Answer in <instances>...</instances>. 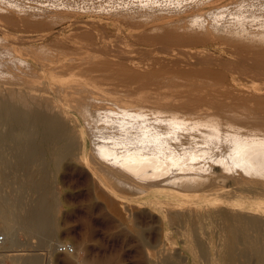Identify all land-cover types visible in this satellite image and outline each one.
Segmentation results:
<instances>
[{
  "label": "bare ground",
  "instance_id": "1",
  "mask_svg": "<svg viewBox=\"0 0 264 264\" xmlns=\"http://www.w3.org/2000/svg\"><path fill=\"white\" fill-rule=\"evenodd\" d=\"M48 4L0 0V124L11 120L0 140L16 142L10 172L0 171V231L12 264H40L32 238L54 221L46 167L73 149L114 196L127 186L196 193L214 167L236 170L232 184L264 181V0L116 1L84 21L59 11L72 21L64 34ZM69 135L80 148L65 147ZM35 153L45 168L33 176ZM240 223L246 246L259 249L253 217Z\"/></svg>",
  "mask_w": 264,
  "mask_h": 264
},
{
  "label": "rangeland",
  "instance_id": "2",
  "mask_svg": "<svg viewBox=\"0 0 264 264\" xmlns=\"http://www.w3.org/2000/svg\"><path fill=\"white\" fill-rule=\"evenodd\" d=\"M43 1L51 5V11L50 9L48 11L53 15L47 13L50 16L48 18H51L53 22L55 20V29L64 34L71 28L72 21L62 18L63 16L60 17L62 14H59V11L72 9L73 11L70 12L76 14L75 20L84 21L87 18H100L102 13L98 11L122 0H86L88 3L84 0L79 2L78 0ZM90 1H93L92 4ZM0 103H2L1 106L3 105L0 107V114H2L7 104L4 103L6 104L4 105L1 101ZM26 116L28 115L23 116L24 121L28 120ZM9 124H11L10 119L0 124V132H6ZM24 133L20 134V137H23ZM67 137L66 148L73 146L75 142H77L75 148H80L74 135ZM15 143V140L10 138L6 141L2 139V142L0 140V157L8 161L1 163L0 171L3 169L2 171L6 173L10 172L9 158L13 157L15 150L12 148ZM74 150L57 157L58 159L54 158L46 167L49 177L47 199L49 201L51 199V203L54 204V221L51 234L38 233L32 238L33 243L39 240L38 246H42L41 249L39 248L40 251H37L41 253L40 264H254V260L257 264L264 258V189H262L264 181L260 174V176L254 175V178L250 175L249 178L252 180H259V183H251V186L232 184L229 175L236 174V170H231V173L228 171V173L214 167L208 174L202 175V182L196 187V193H194L195 190H185L186 193L194 191L193 195L192 193L182 194L183 192H180L182 195H178L176 188L170 187L160 190L147 189L148 187L134 189L127 186L129 190L120 187L115 189L118 195L114 196L92 175V171L83 165V160L80 159L82 158L79 151L81 149ZM90 150L88 155L91 153ZM92 155H90L91 158H94ZM33 156L36 163L30 167V172L35 176L42 172L45 165L43 166L40 161L37 163L36 159H39L37 153ZM91 161L94 160L91 159ZM23 173L18 171L11 175L14 182H10L6 187L8 192L11 191V187L15 190L20 186L15 178ZM209 177H212L213 181L214 177L223 181V188L217 189L213 185L210 186L207 182ZM27 192L26 200L35 197L30 195L31 190ZM249 208L253 210V213L245 210ZM241 214L253 217L257 234H262L259 235L262 241L261 249H259L262 253L259 249L251 250L242 240ZM220 223L223 224V228L219 234H216L215 228ZM18 237L22 241L31 239V235L22 231L18 233ZM61 243L72 245L74 252L59 254L57 247ZM259 253L263 256L260 257ZM230 255L232 261L225 262L224 258ZM250 256L253 258L251 259Z\"/></svg>",
  "mask_w": 264,
  "mask_h": 264
},
{
  "label": "built area",
  "instance_id": "3",
  "mask_svg": "<svg viewBox=\"0 0 264 264\" xmlns=\"http://www.w3.org/2000/svg\"><path fill=\"white\" fill-rule=\"evenodd\" d=\"M8 246V237L5 232L0 231V264H12L11 261L6 258V251ZM59 254H70L74 252V247L69 243H61L57 247Z\"/></svg>",
  "mask_w": 264,
  "mask_h": 264
}]
</instances>
